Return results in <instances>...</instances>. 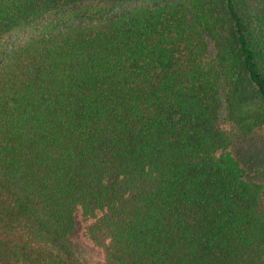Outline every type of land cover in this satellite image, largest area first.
<instances>
[{"label":"trees","instance_id":"obj_1","mask_svg":"<svg viewBox=\"0 0 264 264\" xmlns=\"http://www.w3.org/2000/svg\"><path fill=\"white\" fill-rule=\"evenodd\" d=\"M221 112L264 127V0H0V264H87L77 208L96 264H264Z\"/></svg>","mask_w":264,"mask_h":264},{"label":"rangeland","instance_id":"obj_2","mask_svg":"<svg viewBox=\"0 0 264 264\" xmlns=\"http://www.w3.org/2000/svg\"><path fill=\"white\" fill-rule=\"evenodd\" d=\"M214 56L212 46L209 45L205 53V61L211 62ZM218 128L229 139L227 151L238 161L244 170L245 178L257 183L264 182V127L256 128L249 134H243L231 122L224 112H221L217 122ZM100 213L96 212L95 217ZM94 218L85 219L81 209L77 208L73 216V229L66 237L70 250L80 261L96 264L103 259L102 250L95 247L86 237V228Z\"/></svg>","mask_w":264,"mask_h":264}]
</instances>
